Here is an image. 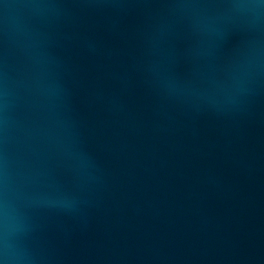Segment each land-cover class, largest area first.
<instances>
[{"label":"water","instance_id":"obj_1","mask_svg":"<svg viewBox=\"0 0 264 264\" xmlns=\"http://www.w3.org/2000/svg\"><path fill=\"white\" fill-rule=\"evenodd\" d=\"M0 264H264V0H0Z\"/></svg>","mask_w":264,"mask_h":264}]
</instances>
